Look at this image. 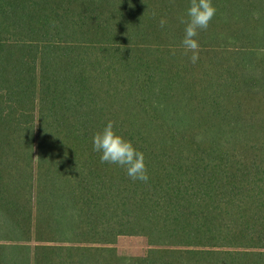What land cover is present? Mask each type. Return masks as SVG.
<instances>
[{
	"label": "trees",
	"instance_id": "1",
	"mask_svg": "<svg viewBox=\"0 0 264 264\" xmlns=\"http://www.w3.org/2000/svg\"><path fill=\"white\" fill-rule=\"evenodd\" d=\"M212 4L193 64L189 0H0V264H264V0Z\"/></svg>",
	"mask_w": 264,
	"mask_h": 264
},
{
	"label": "clouds",
	"instance_id": "2",
	"mask_svg": "<svg viewBox=\"0 0 264 264\" xmlns=\"http://www.w3.org/2000/svg\"><path fill=\"white\" fill-rule=\"evenodd\" d=\"M216 14L212 0H189L185 16L179 17L184 25V35L181 47L191 63L199 60L200 45L196 39L199 31L207 30L210 21ZM156 13H153L155 16ZM167 20L161 18L159 26L165 27ZM93 151L100 153V162L115 164L122 167L132 181H148L144 154L138 151L133 144L117 134L114 122L108 121L105 126L92 136Z\"/></svg>",
	"mask_w": 264,
	"mask_h": 264
},
{
	"label": "rangeland",
	"instance_id": "3",
	"mask_svg": "<svg viewBox=\"0 0 264 264\" xmlns=\"http://www.w3.org/2000/svg\"><path fill=\"white\" fill-rule=\"evenodd\" d=\"M118 255L125 257H140L148 250V243L142 237H121L115 244Z\"/></svg>",
	"mask_w": 264,
	"mask_h": 264
}]
</instances>
